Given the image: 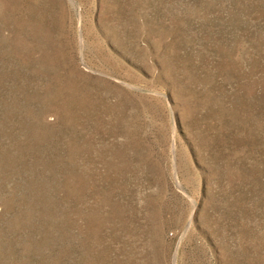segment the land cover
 <instances>
[{
	"label": "rangeland",
	"instance_id": "374dc122",
	"mask_svg": "<svg viewBox=\"0 0 264 264\" xmlns=\"http://www.w3.org/2000/svg\"><path fill=\"white\" fill-rule=\"evenodd\" d=\"M0 264H264V0H0Z\"/></svg>",
	"mask_w": 264,
	"mask_h": 264
}]
</instances>
